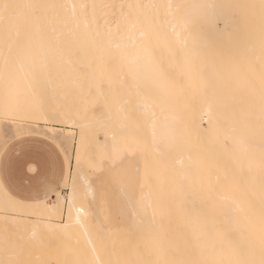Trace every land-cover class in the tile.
Here are the masks:
<instances>
[{
  "label": "snow or ice",
  "instance_id": "snow-or-ice-1",
  "mask_svg": "<svg viewBox=\"0 0 264 264\" xmlns=\"http://www.w3.org/2000/svg\"><path fill=\"white\" fill-rule=\"evenodd\" d=\"M205 104L221 119L193 143ZM98 106L110 143L88 135ZM58 124L80 129L75 171ZM33 135L53 170L24 193L14 154ZM89 194L124 218L115 233L93 236ZM0 264H264V0H0Z\"/></svg>",
  "mask_w": 264,
  "mask_h": 264
},
{
  "label": "bare ground",
  "instance_id": "bare-ground-1",
  "mask_svg": "<svg viewBox=\"0 0 264 264\" xmlns=\"http://www.w3.org/2000/svg\"><path fill=\"white\" fill-rule=\"evenodd\" d=\"M38 2L66 3L69 5H71L73 3L80 4V3H84V2L89 3V4L95 2V3H113V4L135 5V4H141V3H150V2H153V0H38ZM172 2H175V0H172ZM189 2H196V0H189ZM216 2L246 3V2H248V0H216ZM117 11H119V9H117ZM219 27L223 28V25L221 24V25H219ZM89 116H90V119L92 120V124L88 129V135H89L90 139H92L93 141L98 140L101 144L105 143L106 141L110 143L112 140L113 130H112L111 125L108 123L105 110L102 107L98 106L95 108L94 111H91L89 113ZM190 116H191L190 131H191V137H192L193 143L198 142V140L201 138L205 139L206 141L211 140L214 136V132L217 129V121L221 119V113L218 111V109L215 107L210 109L206 104L205 105H197L196 108L190 113ZM70 125L72 127V124H69V126ZM74 127L79 129L76 126H74ZM57 131H58V135L60 136L59 132H61V131L58 128H57ZM66 131L69 133V135H72L74 133L72 129H67ZM70 133H72V134H70ZM69 135H67V136H69ZM139 135L141 138H150L151 130L149 128H145L139 132ZM79 139H80V129H79L78 138L76 139V144H74V149L78 145ZM69 145L72 148L73 144L70 143ZM137 159L139 160V166H140L141 170H143L144 157L140 156V157H137ZM74 160H75V158H74ZM187 162H188V154L187 153H184L183 155H174L173 158L171 159V164L176 169H181L184 165L187 164ZM73 164H74L73 165L74 166L73 171H75V161ZM34 167L36 168L35 164H34ZM21 176H22V174H21ZM66 194H63L62 192H60L61 203H63V199H64V196ZM144 195H145V197H147V195H148L147 189L145 190ZM138 197H139V193H138ZM50 200L52 202V205H55L56 195L50 196ZM90 200H92L91 194H89L87 200L84 201V207L88 213L87 225L93 229V233H92L93 236H95L94 229H95L97 222H102L106 227L111 228L113 233H115L117 231V227L120 223V220L124 219V218L119 216L115 207H113V209L111 210L110 215H109V209H107L106 207H104L100 203L94 204L90 207L88 204V201H90ZM29 202H31V201H29ZM50 208H51V206H50ZM148 211H149V213H151V208H149ZM44 214L47 215L46 218H44V222L51 221V222L59 223V217L57 215H55L54 212L46 211ZM74 215H75V213H74ZM64 218H65L64 219L65 223H67L68 222L67 211H65ZM30 219L32 221H35V220L41 219V217L31 216ZM133 220H134V217H133ZM72 231L75 233V232L81 231V230H78L77 228L74 227L72 229ZM81 239L83 241L82 237H81Z\"/></svg>",
  "mask_w": 264,
  "mask_h": 264
},
{
  "label": "rangeland",
  "instance_id": "rangeland-1",
  "mask_svg": "<svg viewBox=\"0 0 264 264\" xmlns=\"http://www.w3.org/2000/svg\"><path fill=\"white\" fill-rule=\"evenodd\" d=\"M73 127H74L73 125L71 127V125L69 126V124L68 125H61V124L56 125V128H58L61 131L59 132L61 137L69 135V133L66 130L72 129L74 132L72 133L75 135V140H76L79 135V129L75 127L73 128ZM67 146H69L68 147L69 152L73 158L72 159V166H73L74 165L73 163L75 161L74 160L75 158L74 144L72 148L70 147L69 144ZM16 153H18L19 156L17 157L14 154V160H16L17 163L14 167V172H13L14 174L12 176L13 186L19 189L20 191L27 193L26 188L29 185V189L32 192L37 181L44 175H50L53 170V161L50 156L47 144L42 139L41 136L33 135L32 137H25L22 143L16 145ZM28 164H31L33 168H35L34 167V164H35L36 170L34 169V172L33 171L28 172ZM73 170H74V166H73ZM58 191L62 192L63 194H66L69 192V189H64V190L58 189ZM51 196H55V194H52ZM46 216L47 215L44 214V218H46Z\"/></svg>",
  "mask_w": 264,
  "mask_h": 264
},
{
  "label": "crops",
  "instance_id": "crops-1",
  "mask_svg": "<svg viewBox=\"0 0 264 264\" xmlns=\"http://www.w3.org/2000/svg\"><path fill=\"white\" fill-rule=\"evenodd\" d=\"M26 192H27V193H31V191H30V189H29V185H28L27 188H26Z\"/></svg>",
  "mask_w": 264,
  "mask_h": 264
}]
</instances>
